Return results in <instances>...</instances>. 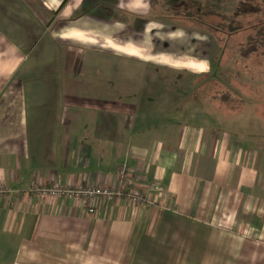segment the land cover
Listing matches in <instances>:
<instances>
[{"label":"crops","instance_id":"obj_1","mask_svg":"<svg viewBox=\"0 0 264 264\" xmlns=\"http://www.w3.org/2000/svg\"><path fill=\"white\" fill-rule=\"evenodd\" d=\"M145 2L0 0V264H264V145L218 99L224 119L181 121L146 96L153 59L117 51L109 16ZM123 164L147 206L32 189L117 186Z\"/></svg>","mask_w":264,"mask_h":264},{"label":"rangeland","instance_id":"obj_2","mask_svg":"<svg viewBox=\"0 0 264 264\" xmlns=\"http://www.w3.org/2000/svg\"><path fill=\"white\" fill-rule=\"evenodd\" d=\"M145 1L142 10L129 7L121 10L116 6L109 10V16L118 20L117 51L137 60L153 59L144 63L146 96L150 93L152 98L162 100L166 109H171L167 115L181 121L188 117L196 119L202 114L216 119L222 118V114L213 98L218 99V90H232L239 94L246 107L231 118L226 117L225 123L245 133L254 130L256 139L264 145V37L259 36L264 29V0ZM194 3L226 14L225 33L201 23H183L170 17ZM209 18L221 21L218 16ZM106 24L96 26L97 33H102ZM7 27L5 24L1 29L8 33ZM96 40L94 37L90 41ZM249 41L252 43L248 44ZM153 51L158 55L151 56ZM187 57L205 60L209 65L207 72L171 67L184 65Z\"/></svg>","mask_w":264,"mask_h":264},{"label":"built area","instance_id":"obj_3","mask_svg":"<svg viewBox=\"0 0 264 264\" xmlns=\"http://www.w3.org/2000/svg\"><path fill=\"white\" fill-rule=\"evenodd\" d=\"M138 176L134 173L127 164H123L118 171V185L117 186H95V185H77L74 187L61 185L55 183L51 186L34 185L32 189L40 196L59 197L65 195L86 203L89 212H95V201L99 198L114 199L118 196L126 197L131 203L147 206L151 199L148 193L140 190L137 187ZM153 188H158L155 182L152 184ZM8 190L4 185L0 184V197L6 195Z\"/></svg>","mask_w":264,"mask_h":264},{"label":"trees","instance_id":"obj_4","mask_svg":"<svg viewBox=\"0 0 264 264\" xmlns=\"http://www.w3.org/2000/svg\"><path fill=\"white\" fill-rule=\"evenodd\" d=\"M157 1V0H156ZM155 2V1H154ZM154 5V4H153ZM211 16H218L221 17V21L218 22H214L213 20H209ZM170 17L177 21H181L183 23H201L204 24L205 26H210V27H214V29L219 30L223 33H225V20L228 19L227 15L224 13H221L220 11H215L214 9L208 7V6H203L201 3H194V4H190L188 8H184L183 10H179L174 12V14L170 15ZM218 25V26H217ZM219 27H223V29H218ZM264 30V29H263ZM262 30V34H260L259 36H263L264 37V31ZM250 35V34H249ZM253 37L251 41L254 40ZM251 41L248 42V44L252 43ZM209 85V84H208ZM218 100L217 103L219 102H225V114L228 116H234L236 115L238 112L237 110V106L235 104H237L235 101H239L241 102V98L238 96L239 94H237L236 92H233L232 90H228L227 88H225V90H218Z\"/></svg>","mask_w":264,"mask_h":264},{"label":"bare ground","instance_id":"obj_5","mask_svg":"<svg viewBox=\"0 0 264 264\" xmlns=\"http://www.w3.org/2000/svg\"><path fill=\"white\" fill-rule=\"evenodd\" d=\"M190 65H191L193 68H202V67H203L201 64H199V63H197V62H192Z\"/></svg>","mask_w":264,"mask_h":264}]
</instances>
